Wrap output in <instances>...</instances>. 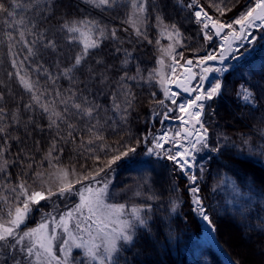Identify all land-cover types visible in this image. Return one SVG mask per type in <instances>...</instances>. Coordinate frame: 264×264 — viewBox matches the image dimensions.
<instances>
[{
    "label": "trees",
    "instance_id": "trees-1",
    "mask_svg": "<svg viewBox=\"0 0 264 264\" xmlns=\"http://www.w3.org/2000/svg\"><path fill=\"white\" fill-rule=\"evenodd\" d=\"M21 2L27 4L28 0ZM191 2L192 0H149L147 22L141 28L147 35V39H144L142 36L138 37L129 24L124 23L131 11V0H117V5L107 10L93 8L82 0H39L36 7L26 12L20 11L17 15V19L20 16L26 18L28 28L32 24L36 25L32 29L33 34L25 32L28 46L36 52L34 56L29 55L28 47L20 41L19 31L24 29L19 25L8 27L0 16V95L3 96L0 107L5 109L0 114V127L6 129L0 133V148L6 149L0 155V162L8 161L6 173H0V195H10L4 190V184L15 185L21 179L32 184L36 171L45 172L49 166L45 157L53 142L56 143V150L52 153L55 158L52 159V165L55 167H74L77 171H82L91 170L94 163L89 158L91 154L80 147L82 138L85 144L88 140V135L80 131L84 127L83 121L75 117L71 119L77 125V131L73 133L74 139L68 137V129L64 125H61L58 134L55 127H49V114L31 100L32 94L20 84L16 73L19 71L20 75L35 82L37 94L45 93L42 102L51 104L55 99L57 111H61L64 105L55 97L56 90L65 98L69 95L68 89L79 90L78 94L99 104L102 109L101 123L108 117L112 118L102 131L105 145L119 147L117 141L132 145L145 137L150 144L151 136L148 134L159 131L158 116L165 112L166 102L163 89L157 82L158 78L148 79L149 73L158 68L157 60L161 56L159 48L166 43L159 34L155 19L157 9L153 5L163 7L166 4L162 12L165 23H176L180 28L183 46H176V52L183 53L184 58L177 56V59L182 62L192 59L196 62V58L205 55L209 49H218L217 37L214 36L211 42L203 39L201 26L191 16L194 9L186 6ZM226 2L232 10L220 18L227 22L236 18L248 4V0H239L232 7L234 0ZM49 3L51 8L48 7ZM200 3L214 18L219 16L208 8L209 0H200ZM77 18H90L108 29L115 28L119 40H104L96 50L95 57H89L88 63L75 72L73 82L65 78L62 72L71 65L72 54L79 46L70 47L59 28L66 19ZM6 33H11V40ZM40 33H44L46 38L38 39ZM256 33L259 34L256 49L241 61L231 59L226 63L230 70L221 79L225 81L227 91L221 98L209 101L205 109L203 119L209 130L210 147L219 144L221 152L207 153L203 150L196 154L197 162L201 163L196 169L200 177L198 182L201 198L215 226V238L234 264L237 261L239 264H249V261L235 250L230 232L235 233L251 248L264 249V164L257 159L259 152L260 155L264 153V120L261 119V113L250 115L247 109L238 106L239 102L235 99L239 86L252 81L251 74L254 73L256 79L264 76V30L260 29ZM50 39L58 42L56 51L44 47ZM34 40L35 44L32 43ZM157 40L160 41L159 45ZM117 48L121 51L117 52ZM124 50L132 53L126 67L121 64L125 59ZM243 51L244 49L240 50L239 55ZM100 57L109 66L110 86L99 83L98 78L89 79L87 68L89 65L99 67L95 65L94 59ZM13 60L16 62L15 67ZM137 67L144 79L127 81L135 99L128 111L127 120L123 121L112 110L110 94L116 90L115 81L125 71L129 76L137 75ZM157 101H164V104L156 103ZM29 104L33 105L31 109L26 108ZM104 109L107 111L104 112ZM212 110H215V115H212ZM156 113L157 118L152 120ZM113 120L117 125L115 130L109 126ZM244 141L248 143L245 144ZM99 144L97 142L90 147L98 149ZM146 149L143 143L139 144L131 161L122 160L120 164L113 166L117 171L114 172V184L117 189L124 191L123 200L137 206H151V231L137 229L135 246L123 253L128 264H226L219 252L201 238V225L190 205V187L185 176L171 161L148 156ZM96 154L101 159L105 157L103 151H97ZM28 165L32 167L29 168ZM201 166L204 169L202 172ZM229 181L234 183L242 195L250 197H242L238 200L240 204H231L230 190L221 188L222 182ZM137 192L140 194L136 195ZM179 201L181 205L174 214L172 204Z\"/></svg>",
    "mask_w": 264,
    "mask_h": 264
},
{
    "label": "snow or ice",
    "instance_id": "snow-or-ice-1",
    "mask_svg": "<svg viewBox=\"0 0 264 264\" xmlns=\"http://www.w3.org/2000/svg\"><path fill=\"white\" fill-rule=\"evenodd\" d=\"M82 2L102 10L111 9L117 5V0H82ZM148 2L149 0H131V11L127 20L124 21L135 30L138 37L142 36L144 39H147V35L141 31V27L147 22ZM238 2L239 0H234L232 7H235ZM38 4L39 0H28L27 4L22 3L21 0H8V2L0 0V16L4 18V23L8 27L19 25L24 29L19 31V38L28 47L30 56L36 55V52L31 46H28L25 32L33 34L32 29L36 25L32 24L31 28H28L26 18L20 16L17 19V15L18 12H26ZM166 6V4L163 5V7ZM186 6L189 9H195L191 16L194 17L195 23L201 26L203 39L206 42H211L215 36L219 37L222 42L217 50L207 51L205 55L199 56L195 64L192 59H186L184 64L180 65L177 56L181 59L184 58L183 53L176 52V46H183L180 39L182 36L180 28L176 23H165V17L162 14L163 7L153 5V8L157 9L155 19L160 34L170 43L166 47L159 48L161 56L157 60V64L160 67L153 69L149 73L148 79L158 78L157 82L163 89L165 98L175 106V109H167L163 114L164 119L179 120L180 130L171 135L166 131L162 135L152 136L151 147L146 149V154L171 161L188 175L190 184L196 185L198 176L191 173V169L196 166L194 163L196 154L205 149L215 153L221 152L219 144L216 147H210L209 130L203 119L205 109L209 101L221 98L227 91V85L223 79L217 78L206 89L205 82L210 73H218L222 77L230 70L229 67L224 66L226 61L239 59L237 54L245 41L249 44L255 42L250 29L264 30V0H254V2L248 0L245 10L241 11L231 22L220 18L232 10L231 7H228L226 0H219V2L209 0L208 8L219 14L216 18L206 10L200 0H192ZM48 7L51 8L52 5L49 3ZM59 31L64 34L63 38L70 47L79 46L78 50L72 54L71 65L65 67L62 72L65 78L73 82H75V72L88 63L89 57H95L96 50L101 47L104 40H119L115 28L108 29L90 18L66 19L61 23ZM6 35L10 40L12 39L11 33H6ZM37 38L45 39L46 37L44 33H40ZM32 43L35 44L36 41L34 40ZM156 43L159 45L160 41L157 40ZM44 47L56 51L58 42L55 39H50ZM116 51L119 52L121 49L117 48ZM124 53L125 59L121 61V64L126 67L132 53L127 50H124ZM165 57L170 61L167 64ZM214 62H218L221 67L212 66ZM94 63L99 67L88 66L89 79L98 78L99 83L110 86L109 66L102 57L95 58ZM13 66H16L15 60H13ZM178 66L183 68L179 74H177ZM193 67L199 68V72H194ZM165 68L168 69L167 72ZM139 73V67H137L135 76H129L125 71L115 81L116 90L110 94L112 110L119 114L123 121L127 120L128 111L132 108L135 99L127 81L144 79ZM16 75L24 89L32 94L31 100L39 105L43 112L49 114V127H55L58 134L61 125H64L68 129V137L74 139L73 133L77 131V125L73 124L71 119L75 117L83 121L84 127L80 131L88 135V140L85 144L82 138L80 147L83 151L91 154L89 158L93 159L94 163L91 170L84 169L78 172L74 167H55L54 171L47 173L46 178L45 172L36 171L32 184L21 179L15 185H3L4 190L10 195H0V264H121V261L123 264H128L123 253L129 247L135 246L138 239V228L151 231L150 217L143 215L146 210L144 207L132 206L129 209L122 203H109L111 178L97 179V177H101L102 173L107 177V173L114 171L113 166L122 160L131 161L132 156L137 152L138 145L148 142L147 137L137 140L132 145L121 141L116 142L119 147L105 145L102 131L108 120H112V118L108 117L103 124L101 123L102 109L99 104L90 101L83 94H78L79 90L68 89L69 95L66 98L59 90H56L55 97L59 98V103L64 105L61 111H57L55 99L51 104L42 102L45 93L37 94L36 83L30 78L20 75L19 71ZM251 75L252 81L239 86L235 92V99L239 102L238 106L247 109L250 115L261 113V119L264 120V76L256 79L254 73ZM49 78L52 79L51 76ZM197 78L199 83L193 85L192 82ZM53 83H55L54 79ZM170 84H174L181 91L173 92L169 87ZM181 92L187 93L191 98L179 102L178 98ZM152 95L154 96L155 93ZM2 99L3 96L0 95V100ZM156 103L163 105L164 101ZM32 107V104L26 105V108L31 109ZM174 110L178 111L179 115L170 117L169 113ZM4 111L5 109L0 107V114ZM103 111L106 112L107 109ZM212 115H215V110H212ZM109 126L113 130L117 127L114 120ZM5 131V128L0 127V133ZM97 142H100L98 149L90 147ZM244 143L248 142L244 141ZM167 144H171L172 148H166ZM5 150L0 148V155ZM55 150L56 143L53 142L45 157L49 161L50 168L53 167L52 159L55 158L52 157V153ZM97 151L105 152L104 159L96 154ZM109 153L111 154L109 155ZM28 167L32 166L28 165ZM7 168L8 161L2 160L0 173H6ZM203 170V166H201V172ZM76 185H80V187L76 188ZM97 185L100 186L97 187ZM236 190L239 191L238 188ZM189 191L193 205L192 210L207 222L212 231H215L213 221L199 194V186L190 187ZM139 194L136 193V195ZM71 196L78 197L79 202L60 213L58 217L46 212L35 227L22 228L34 208L38 209L42 202L51 201L53 197ZM151 198L149 197V199ZM177 207L178 204L173 202L172 211L175 212ZM150 210L151 206H147V211ZM236 264H239V261Z\"/></svg>",
    "mask_w": 264,
    "mask_h": 264
},
{
    "label": "rangeland",
    "instance_id": "rangeland-1",
    "mask_svg": "<svg viewBox=\"0 0 264 264\" xmlns=\"http://www.w3.org/2000/svg\"><path fill=\"white\" fill-rule=\"evenodd\" d=\"M254 2V0H253ZM195 10V9H194ZM132 28V27H131ZM142 28V27H141ZM133 29V28H132ZM134 33H135V30L133 29ZM252 35L254 36L255 38V42L252 43V44H249L247 43V41L244 42V44L241 46V50L244 49L243 53H241L239 55V53L237 54L239 56V59H233L234 61H241L244 57L248 56L252 50H255L256 47H257V39H258V36L259 34L257 35V31H260L259 28H255V29H250L249 30ZM159 34H160V29H159ZM161 36V34H160ZM165 41L166 43L162 46L166 47L170 41L168 39H166L165 37L161 36ZM221 39L219 38L217 40V45L219 47V45L221 44ZM217 50V49H216ZM209 51H214V49H209ZM198 58V57H197ZM196 58V59H197ZM179 60V64L180 65H183L184 62H182L180 59ZM231 60V59H228L226 61V63ZM169 59L167 57H165V63H169ZM212 66L214 67H221V65L218 63V62H214L212 64ZM225 67L226 64L224 65ZM160 67V65L158 66V68ZM197 68V67H196ZM182 68L181 67H177V74H179L181 72ZM197 72H199V68H197ZM165 71L167 72L168 69L165 68ZM211 75L209 76L208 80L205 82V85H207L205 87V89L214 81L216 80L217 78H222L220 76V74L218 73H210ZM198 83H199V80H198ZM166 102L164 104V109L165 111H167L168 108H173L175 109V106L171 104V101L167 98H165ZM179 102H183L185 99L183 97H179L178 98ZM168 108H167V107ZM165 113V112H164ZM164 113L161 114V116H158V120H159V127L157 128V130L159 131H155L152 133L151 135V138H150V142L152 140V136H156V135H162L164 132H168L169 135H171L172 133H174L175 131L177 130H180V121L179 120H176V119H172V118H169L167 119V123L166 122H163L161 124V118H164ZM157 115L158 113L154 114L152 116V120H154L155 118H157ZM179 113L178 111H172L171 113H169V116L170 117H175V116H178ZM164 120V119H163ZM174 123H177V124H174ZM174 124V125H172ZM148 144V142L146 143ZM144 143V147L148 148V147H151V143L146 145ZM166 148H172V145L171 144H167L165 145ZM207 153H209L210 151L205 149ZM173 151H175V149H173ZM153 159H157V160H161L163 158H157L156 156H151ZM257 159H259V161H261V163L264 164V153H262V155H260V152H259V158L257 157ZM125 162L129 161V160H124ZM122 161L118 162V164H120ZM195 167L193 169H191V173L193 174H196L198 176V180L196 181V185H192L190 184L189 180H188V175L183 173L177 166V170L179 172H181V174H183L185 176V178L187 179L188 181V186L189 187H193V186H199V175L198 173L196 172V169L201 165V163H198L197 160H195ZM55 170V166L53 165V167L50 168V166L47 167V169L45 170V178L47 177V173L50 172V171H54ZM80 172V171H78ZM114 172H117L116 169H114L113 172H109L107 173V177L105 176L104 173L101 174V177H97V179H101V178H108L110 177L111 178V184L109 186V196H108V202L109 203H115V204H125L127 206V208H131L132 206H137L135 204H131L130 202H126L123 200V190L122 189H117L115 187V184H114V175L115 173ZM37 186H38V182H37ZM100 185H97V187H99ZM80 185H76V188H79ZM200 188V186H199ZM221 188H226L227 190H230V193H229V197H230V203L233 205H236V204H240V202H238V200L240 201V199H247L249 198L250 196L249 195H242L240 193V191H237V187L234 185V183L232 182H222V187ZM200 194V193H199ZM201 196V195H200ZM79 200H78V197L76 196H71V197H65V198H59V197H53L51 201H44L41 203V205L39 206V208H34V210L32 211V213L30 214V218L26 221L25 225L22 226V228L24 229H27V228H31V227H35L37 225V223L40 221L41 219V216L46 213V212H50L52 213L53 215H56L57 217L59 216L60 213L66 211L68 208L72 207L75 203H78ZM178 204V207L176 208V211L172 213L176 214L178 212V209L181 205V201L179 202H175ZM190 205L192 206L193 208V205L191 203V196H190ZM45 207V208H43ZM140 207H144L146 210L145 212L143 213V215H145L146 217H150V214H151V210L150 211H147V206H140ZM37 212V213H36ZM36 213V215H35ZM195 213V212H194ZM197 219H198V222L200 223L201 225V229H202V234H201V238L202 240L209 244V245H214L216 244V250L221 254L222 258L224 259V261L226 262V264H234L232 262V260L228 257V255H226L223 251V248L221 246V244L217 241V239L215 238V235H214V231L211 230L210 226L207 224L206 221H204L202 219V217L198 214V213H195ZM31 224V225H30ZM139 229V228H138ZM142 230V229H141ZM230 240L231 242L233 243V246L235 248V250L241 255L243 256L247 261H249V264H264V249H261V248H251L250 245H247L246 243H244L235 233L233 232H230ZM215 242V244L213 243Z\"/></svg>",
    "mask_w": 264,
    "mask_h": 264
},
{
    "label": "water",
    "instance_id": "water-1",
    "mask_svg": "<svg viewBox=\"0 0 264 264\" xmlns=\"http://www.w3.org/2000/svg\"><path fill=\"white\" fill-rule=\"evenodd\" d=\"M193 71H194V67H193ZM194 72H195V71H194ZM195 81H196V80H194V81L192 82V84H194ZM173 87L175 88V90H176L177 92H180V91H181L180 89L176 88L174 84H173ZM181 94L184 95L186 98H191V97H189V95H188L187 93H182V92H181ZM193 95H194V93H193Z\"/></svg>",
    "mask_w": 264,
    "mask_h": 264
},
{
    "label": "bare ground",
    "instance_id": "bare-ground-1",
    "mask_svg": "<svg viewBox=\"0 0 264 264\" xmlns=\"http://www.w3.org/2000/svg\"><path fill=\"white\" fill-rule=\"evenodd\" d=\"M214 244H215V242H213ZM215 246H216V244H215Z\"/></svg>",
    "mask_w": 264,
    "mask_h": 264
}]
</instances>
